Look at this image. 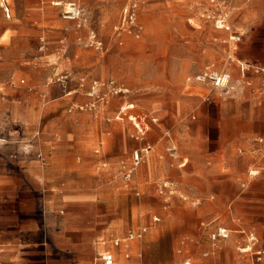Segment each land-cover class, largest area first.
Returning <instances> with one entry per match:
<instances>
[{"label":"crops","instance_id":"obj_1","mask_svg":"<svg viewBox=\"0 0 264 264\" xmlns=\"http://www.w3.org/2000/svg\"><path fill=\"white\" fill-rule=\"evenodd\" d=\"M7 2L10 17L0 6V264H103L98 256L104 251L114 254L113 264H176L183 257L195 259L194 264H254L253 255L241 253L239 246L245 243L243 231L264 237V79L253 68L264 62H241L244 81L233 96L218 98L209 85L204 97L191 92L180 98L189 100L193 117L211 128L168 135L169 147L176 148L171 154L177 159L173 182L203 202L190 206L174 198L152 221L146 202L153 197L163 201L152 183L161 172L146 174L134 186L141 192L136 202L126 192L137 173L129 180L123 177L125 151L110 154L103 147L96 152V138L104 136L83 129L86 114L65 112L83 109V97L73 94L85 79L80 78V86L74 79L52 86L48 79L36 78V64L23 70L22 59L39 57V40L59 36L55 27L71 20L57 18L61 10L51 0ZM228 2L244 21L253 19L249 0ZM243 41L242 36L239 46ZM188 65L183 62L179 75L181 95L188 88L182 79ZM199 84L192 79L190 87ZM46 98L41 126L35 119ZM57 108L62 114L55 113ZM134 108L128 103L122 110ZM107 133L114 137L113 131ZM88 216L93 223L85 220ZM214 218L221 219L217 228L226 227L229 238H210ZM129 233L135 237L129 239ZM236 238L239 254L247 258L237 253ZM163 244L169 250L166 261L157 253ZM258 247L264 251L260 239ZM259 264H264V254Z\"/></svg>","mask_w":264,"mask_h":264},{"label":"rangeland","instance_id":"obj_2","mask_svg":"<svg viewBox=\"0 0 264 264\" xmlns=\"http://www.w3.org/2000/svg\"><path fill=\"white\" fill-rule=\"evenodd\" d=\"M73 1L82 7L80 21H65L63 25L55 27V31L60 32L59 36L52 40L46 38L45 42L39 40V57L22 59L23 70L32 66L31 63L36 64V78L39 81L46 78L52 86L61 83L65 77L68 82L74 79L72 83L77 86H80V78L85 79L84 86L73 94H81L83 100L80 105L84 108L70 111L71 107H68L65 112L78 111L86 114L87 117L81 123L83 129L99 132L104 136L101 139L96 138V152L102 151L103 147L110 154L121 155L125 151L121 156L128 169L132 166L133 152L147 142L153 144L152 153L134 170L138 175H133L126 191L138 202L141 192L134 186L141 182L146 174L161 172L163 176L152 183L163 201H158L152 196L153 199L146 202L150 207L149 215L152 221L154 216H160L161 211L169 208L170 201L174 198H179L190 206L201 205L202 199L192 197L173 182L177 159L169 150L168 135L174 138L177 133L188 129L207 128L208 125L211 128L210 123L199 122L198 117H193L195 113L190 110L189 100L180 99L182 96L188 97L191 92L204 97L211 88L202 84L198 85V89L190 87L192 77L197 71L208 66L220 72L230 73L226 91L215 90L217 97L223 98L238 93L244 81L240 69L241 62H264V0H249L255 15L248 21H244L226 0L229 4L227 10L231 29L242 33L244 37L243 43L237 49H234L230 42H225L230 32L222 30V33H219L221 31L216 28L214 19L206 18L209 17L208 14H212L207 11V0ZM131 1H136L139 9L138 31L130 34L126 27L122 28L121 18L124 8ZM55 16L61 17L59 11ZM79 23L81 26H78ZM92 33L102 42L101 46L90 39ZM42 45L45 47L40 50ZM184 61H189L182 78L188 88L181 95L183 80L179 79V75L182 73ZM47 66L53 68L49 73L44 69ZM95 82L98 86L97 92L90 95ZM121 87L123 90L116 93L115 89ZM48 100L46 98L39 103L35 123H40L41 126L45 122L41 110ZM128 103L135 104V108L122 110ZM62 112V108L55 110L59 115ZM129 115H134L135 118L132 117L131 120ZM109 131H113L114 137H107ZM127 143L125 150L123 148ZM164 183L171 185L175 192L171 193L169 188H164ZM213 204L217 206L218 203ZM75 210L84 212V209ZM103 212L105 213V210ZM85 220L93 223L95 219L88 216ZM218 225H223L221 219L214 218L210 225V238ZM259 239L264 244V237ZM220 241L213 242L216 246ZM239 241L240 239H235L238 254ZM168 251L167 244H163L157 252L160 254L159 258L166 261ZM239 255L247 258L246 255ZM193 260L196 263V260Z\"/></svg>","mask_w":264,"mask_h":264},{"label":"built area","instance_id":"obj_3","mask_svg":"<svg viewBox=\"0 0 264 264\" xmlns=\"http://www.w3.org/2000/svg\"><path fill=\"white\" fill-rule=\"evenodd\" d=\"M207 2H208L207 11L212 12V14H208V15L206 14L207 16H209L206 18L214 19L216 28L224 29L230 32L228 38L229 42L231 43L234 49H237L242 40L243 35L238 31H232V29L230 28L231 26L228 21L229 12L227 10L229 4H227L226 0H207ZM51 4L60 8L61 10L60 15L63 19L71 20V21H80L83 11L81 5L76 1L51 0ZM0 6L5 11L6 16L10 17V8L7 0H0ZM138 9H139L138 3L136 1H131L127 4V6L123 10V15L121 18V26L122 28L126 27L127 31L130 34L133 32L136 33L138 31L137 29ZM78 26H81V24L79 23ZM89 37L98 46L102 45V42L98 41L97 35L95 33H92ZM253 68L257 71H261L264 79V66L254 65ZM193 79L198 83L210 85L216 91L217 90L226 91L229 82V76L226 73L220 72L211 67H206L201 69L193 76ZM63 81L64 83L67 82V77H65ZM97 87H98L97 82H95V84L92 86V90H93L91 91L93 92L92 95H94L97 92ZM70 92L71 91H68V93ZM115 92L119 93L116 91V89ZM169 150L173 155L176 151V148L171 146ZM152 151H153V145L150 143H146L144 146L136 149L132 154V166L125 170L123 177L127 180L131 179L134 170L144 161L146 156H148ZM171 184H173L172 186H174L173 182ZM163 187L169 188L171 193L175 192V189H172L171 185H168V183H164ZM154 220L158 221L159 218L154 217ZM243 234L245 235V243L239 246V251L241 253L252 254L255 260L254 264H259V262L262 260L264 251L262 248L258 247L259 239L257 235L250 231H243ZM134 237L135 235L133 233H129L128 235L129 239H132ZM229 237H230V231L224 226L218 227L212 233V239L214 240L219 238L227 239ZM119 242H120L119 239L115 240V244H118ZM98 260L103 264H113L115 261V257L111 251H104L98 256ZM179 264H194V262L190 258H185Z\"/></svg>","mask_w":264,"mask_h":264},{"label":"bare ground","instance_id":"obj_4","mask_svg":"<svg viewBox=\"0 0 264 264\" xmlns=\"http://www.w3.org/2000/svg\"><path fill=\"white\" fill-rule=\"evenodd\" d=\"M230 28H231V27H230ZM217 29H219V28H217ZM219 30L226 31V30H224V29H219ZM226 74H227V73H226ZM227 75H228V74H227ZM228 76H229V75H228ZM229 77H230V76H229ZM122 90H123L122 87L116 89L117 92H120V91H122ZM92 93H93V92H90V95H92ZM94 93H95V92H94ZM127 107H128V106H127ZM129 107H130V106H129ZM134 118H135V117H134ZM256 172H257V171H256L255 169L251 171V173H256ZM196 202H197V201H196ZM4 252H5V251H4Z\"/></svg>","mask_w":264,"mask_h":264}]
</instances>
